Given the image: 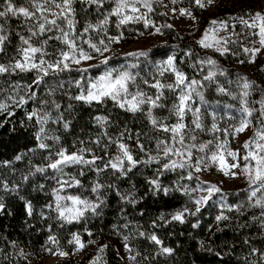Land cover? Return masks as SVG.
I'll return each instance as SVG.
<instances>
[{"label": "trees", "instance_id": "obj_1", "mask_svg": "<svg viewBox=\"0 0 264 264\" xmlns=\"http://www.w3.org/2000/svg\"><path fill=\"white\" fill-rule=\"evenodd\" d=\"M183 1L203 19L206 25L210 26V21L213 19L228 21L229 27L223 29L224 35L222 36L228 42L225 44L221 41V46L228 48V52L221 55L214 48H204L197 43L200 39L198 36H190L188 33H181L177 30L170 23L165 6L160 0H154L151 12L138 3L136 6L140 8V12L133 14H145L147 19L154 22V25L145 27L143 21H131L117 28L118 17L113 15L110 17L106 33L90 30L88 34L83 35L82 40L78 38L77 43L88 51V45L85 42L89 39L92 43H98L100 39L107 41V36L120 35L127 43L147 34L156 26L160 27L167 35V40L150 48L146 51L147 55L132 58L134 66L131 71L136 79L135 83L130 85L131 91L135 92L139 89L154 98L157 90L151 85L156 80L162 83L174 82V74L166 72L164 76H160L156 67L173 53L176 56V67L189 80L203 81L204 76L210 70L216 71L215 81H204L202 85L196 86L197 91L203 93L207 103H201L198 96H193L192 106L200 108L201 121L205 125L204 131L196 130L197 143L210 140L222 143L227 140L230 144H234L239 133L233 132V126L239 125V109L242 106L244 91L241 77H246L253 82L248 90L250 92L247 97L248 106L258 109L260 105L256 101L264 95L260 91L264 88V59L258 53L255 62H249L251 54H245L242 49L244 46L260 47L258 43H254L258 40V36L253 33L257 30L246 28L238 20H229V17L243 16L248 19L247 14L256 13L264 0H220L217 11L212 13L204 12L195 0ZM12 2L17 7L28 6L26 0H12ZM4 4L5 0H0V10H3ZM73 7L78 21L75 32L79 35L83 32L86 20L96 23L111 12L115 4L113 0H105L103 6L97 8L95 5L89 7L80 3V0H76ZM127 12L132 14L130 10ZM0 24L4 25L9 34L6 50L0 53V63H8L16 55V49L20 45L19 35L28 37L27 29L32 26V21L26 22L22 16L9 15L0 18ZM165 24H170L172 27H163ZM232 24H235L234 28ZM59 35L60 33L53 29L51 32L32 38V43L36 46H39L40 41L48 40L46 51L49 55L44 57L48 62L55 61L60 50L67 51V47L55 39ZM208 58L216 60L215 67L206 63L201 64V61ZM221 70L225 71L224 75H220ZM87 75V72L82 73V70L77 68L49 71L48 75L37 85L33 83L37 76L36 71L0 74V98L14 96L19 100L23 96L27 101L22 105H10L11 115L8 112L0 113V124H3L0 127V182L6 181L9 187L19 185L20 188L19 193L0 191V197L3 198L6 206V211L0 214V264H26L29 256H34L37 258L35 261L41 263L49 235L55 236L59 245L69 252V256L61 259L58 264H91L96 257L100 258L98 264H130L120 255L117 247L116 239L125 242L124 236L129 237L128 244L135 254L140 253L132 264H264V257H261L259 253L250 255L253 247L264 252V226L259 221L252 220L253 216L260 215L261 209L250 207L256 198L264 195V190L258 192L257 197L249 201L251 189L256 185L250 186L246 175L238 187L222 189L201 209V213L195 217H186V222L183 224L175 221L165 224L164 221L159 220L161 213L166 219H170V213L185 205L194 210V205L189 197L180 192H172L165 196L152 191V186L148 181L156 178V170L160 167L156 162L138 164L127 176H120L112 169H107L97 176V173L90 170L88 166L66 168V173L76 175L83 170L85 174L77 175L82 186L66 189L61 192L63 194H79L97 202L98 194L90 191L94 181L98 180L104 185H114L115 188H102L99 195L105 203L98 209L99 215L88 212L80 221L67 223L58 220L54 211L44 209V205L55 199L54 189L58 187L57 178L59 177L53 178L56 174L52 169H48L45 173H36L34 176H30L29 173L35 172L36 167L47 166L50 162L47 159L49 152L55 153L60 147L67 148L68 151L91 148L98 156L114 157L118 154L116 144H111L105 154L101 147L89 141L99 137L102 144H109L108 137H117L124 132L123 142L133 149V155L137 159L147 160L149 153L153 156L157 155L156 141L166 140L170 135L151 125L146 116L148 105L143 106L142 112L132 113L119 108L110 99H105L103 102L94 101L90 104L72 99L81 93ZM144 80H147L148 84H145ZM77 82H80V87L77 86ZM29 85H31V91H29ZM220 86L226 91H218ZM15 89H18V94ZM163 91L166 99L160 102L166 104L167 107L153 109V115L168 117L165 123L172 124L176 121L174 116H170L169 110L179 90L175 94L167 89ZM33 92L34 97L29 99L28 97ZM53 101L60 104L59 112L63 113L64 120L70 122L68 129L63 128V122H56L58 112L53 107ZM33 111L40 114L51 113L52 118L44 125L45 135L60 138L58 141L45 140L44 142L50 145L47 150L38 148L40 141L37 140V133L41 125L35 117L28 119V115ZM212 112L216 113V123L220 129L216 133L207 130L213 123ZM98 115L107 116L108 122L103 126L97 124L94 117ZM258 116L259 113L256 112L252 117L253 131L243 139L239 147L243 167L242 157L247 150L243 149L242 145L254 137V132L259 127L256 119ZM192 118L191 114L186 115L185 123L190 125ZM224 129H228V132H224ZM105 132H107V137L104 136ZM80 141L85 143H80ZM261 142L264 143V141ZM137 143L144 144L146 151L140 152L136 148ZM193 152L194 156L200 154L198 149H194ZM18 154H23L20 161L15 160ZM4 161L12 163L3 165ZM97 164H100V161H97ZM212 167L214 168L215 165ZM182 175H186V171L177 169L165 172L159 179L166 187H171L174 183L189 187L197 186L195 179L198 176L197 173L193 174L192 181L181 180ZM25 176L29 177L27 182L23 179ZM63 178L68 179L67 176ZM199 179L202 180L200 177ZM39 185H43V189ZM20 196L32 202L33 215L31 217L26 214L25 201L21 200ZM121 196L134 197L137 202L129 203L127 199H121ZM235 205H242L241 210L236 211L234 207L230 210L227 207ZM41 209L45 211L46 218L44 219L39 216ZM222 211L229 219L217 222L215 217ZM154 221L157 227H152ZM196 223H199V227L193 228L192 225ZM125 225L128 226L125 227ZM88 231L92 233L91 236L100 237L103 240L96 249L80 256L74 253V245H70L68 241L72 233L86 235ZM140 232H145L146 235L155 233L163 241V246L173 248L174 252L172 254L161 253L160 246L155 245L146 236H139ZM245 240L248 243H245ZM104 245L107 247L101 252L100 248ZM208 248L211 251L206 250ZM21 249L26 251L27 259L19 255Z\"/></svg>", "mask_w": 264, "mask_h": 264}, {"label": "snow or ice", "instance_id": "obj_2", "mask_svg": "<svg viewBox=\"0 0 264 264\" xmlns=\"http://www.w3.org/2000/svg\"><path fill=\"white\" fill-rule=\"evenodd\" d=\"M27 7L20 6L17 7L13 4L12 0H5L3 10H0V18L8 17L9 15L13 17L22 16L26 22L32 21V26L28 27L29 35L25 37L24 35H19L20 45L16 49V55L8 63H0V74H12L19 72H31L36 71L37 76L33 80V83L39 84L45 76L48 75L49 70L56 69L58 71H64L70 68V62L76 65L81 64V61H91L95 57L93 53H98L104 56V53L109 52L110 49L108 44L119 41L122 36H107L106 39L108 43H105V39H100L98 43H92L91 39L86 41L88 45V51L84 49L82 45H78L77 39H83L84 34H88L90 30L92 31H103L107 32V25L111 16L118 17V22L116 24L119 28L123 24H127L131 21H143L145 27L154 25V22L147 19L145 14L133 15L140 12V8L136 5L139 3L143 8L147 9L148 12L153 10L152 4L154 0H113L115 7L107 15H104L103 19L98 20L96 23H92L86 20L85 26L83 27V32L81 34H76V11L73 5L76 0H26ZM178 0H171V3L176 4ZM214 0H195V3L199 7H206L210 5ZM80 3L88 5L89 7L95 5L100 8L105 3V0H80ZM127 10H130L132 14H128ZM85 11V9H82ZM175 11V9H173ZM181 15H187L193 20L196 18L192 16V13L186 9L181 8ZM248 19L243 16L240 17H229V20H238L240 24L244 25L246 28L256 29L253 35L258 36V40L254 43L260 45L259 48L247 46L243 47V52L245 54H251L250 63L255 62L256 55L264 49V13L256 12L254 14L248 13ZM63 24V26H62ZM219 25L220 29H227L229 27L227 20H217L213 19L210 21V27L206 28L202 34V37L197 41L198 44L204 48H214L216 51L220 52L221 55L228 52L229 49L221 46V41L226 44L228 41L224 37L217 38L214 34L219 29L215 26ZM233 28L235 24L231 25ZM163 27L171 28L172 25L165 24ZM53 29L57 30L60 35L56 36L55 39L60 41L63 45L67 47V51L60 50L59 56L55 62H48L45 60V56L49 55L46 51V46L48 40H42L39 46L32 43L33 37H39L46 32H51ZM67 29V30H66ZM155 33L162 34L161 28L156 27ZM9 42V34H7L4 25L0 24V53L5 52L6 44ZM190 55V53H186ZM235 54V53H234ZM129 55H140L145 56L147 52L140 51L138 53H130ZM110 56H104L102 63L107 64ZM207 64L215 67L217 62L214 59L208 58L201 61V64ZM244 63V61H240ZM94 67V65H89ZM158 73L160 76H164L166 72L172 73L175 76V80L172 83H162L160 80H156L151 87L155 88V97L149 96L147 93L137 89L135 92L130 91V83H135L136 77L127 71L119 72L113 75V71H108L104 75L96 78L95 81L90 83V86L83 89L81 93L72 99L84 101L86 103L92 102H103L105 99L112 100L116 106L121 109H125L128 112L136 113L142 112L143 106L148 105V111L146 113L147 119L150 121L151 125L163 132L169 133V138L166 140L156 141V151L157 155L153 156L148 154L149 158L147 160L137 159L133 155V149L130 148L128 144L123 142L124 132H121L117 137H108L109 144H102L101 138L89 141V143L95 144L107 153L108 148L111 144H116L117 155L114 157L105 158V156H98L93 152L91 148H80L76 151L69 152L67 148L60 147L55 153L49 152L47 159L50 161L46 167H36L35 172H30V176H34L36 173H45L48 169L54 170L56 174L53 178H57L58 187L54 189L55 199L51 203L44 205V209H49L57 214V219L65 221L67 223H72L73 221H80L85 217V214L91 212L92 214L99 215L98 209L104 205L105 200L99 195L102 188H115L114 185H104L98 180L93 182V186L90 191L92 193H97V202H94L87 197H82L79 194H65L62 195L61 192L66 189H74L81 185V180L77 178L78 176H83L85 173L81 170L76 175L71 173H66L65 169L73 166L81 167L88 166L90 170H94L99 176L100 173L106 171L107 169H112L114 173H119L120 176H127L138 164H150L156 162L160 165L156 170V178L148 181L152 186V191L154 193H162L167 196L172 192H180L183 195L189 197L190 202L194 205V210L189 208L187 205L182 206L180 209L169 214L170 219H166L163 213L160 214L159 220L164 221L165 224L171 223L173 221L179 222L181 224L186 222V217L197 216L201 213V209L212 200L213 196L220 193L222 189L215 183H211L206 180H200L198 176L195 177L197 181L196 187H189L188 185L174 183L171 187L163 186L159 177L163 176L165 172L176 171L177 169L185 170L186 175L180 177L181 180L192 181L194 179V173H200L204 170L209 169L213 165L218 166V169L223 172L224 175H231L236 177L237 172L231 171V169H236L240 167L237 158L239 157V151H232L227 149L228 141L225 140L222 143H217L215 140H210L203 143H197L196 130L204 131L205 125L201 121L200 108H194L193 96L199 97L201 103H207L202 92L197 91V85H202L204 81H215L217 76L216 71L210 70L206 76H204L203 81L189 80L188 77L176 67V56L173 53L168 55L166 60L161 61L157 66ZM83 71H87L84 68ZM225 71L221 70L220 75H224ZM243 80L242 88L244 89L242 93V106L239 109L240 119L239 125L233 126L234 133L244 132L251 124L252 117L256 112L259 116L256 117L259 127L254 132V137L245 141L242 145L243 149L247 150L246 154L243 155L242 160L244 161L243 171L246 175L248 181L251 185H256V187L251 189L250 195L248 197L249 201L257 197V193L264 190V95H262L259 101H256L260 105L258 109L250 108L248 106L247 97L250 95L248 91L252 87L251 81L246 77H241ZM145 84H148L147 80H144ZM77 86L80 87V82H77ZM29 91H31V85L28 86ZM164 89L169 90L173 94L179 90L177 96L172 102L171 109L169 110L170 116L175 117V123L168 124L165 121L168 117H157L153 115V109H165L166 104L161 103L164 97ZM18 94V89H15ZM218 91L225 92L226 89L222 86L218 87ZM260 91L264 93V88ZM35 93L33 92L28 98H33ZM27 101L23 96L17 100L14 96H6L0 98V113L8 112L10 115V105L24 104ZM47 103V102H45ZM53 107L58 112L56 117V122H63V128L68 129L70 127V122L64 120L63 113L59 112L60 104L52 102ZM71 107V105H69ZM191 114L193 117L190 121V125L185 123L186 115ZM213 123L207 130L212 133L220 131L218 124L216 123V113H211ZM36 118L38 123L41 125L37 133L38 148L47 150L50 145L44 141L47 139L59 140L58 136L48 137L45 135L44 125L52 118L51 113H43L33 111L28 115V119ZM235 119V117H231ZM97 124L103 126L109 120L107 116L98 115L94 117ZM3 124H0L2 127ZM127 131V130H126ZM224 132H228V129H224ZM107 137V132L104 133ZM131 138V137H129ZM138 139V138H137ZM80 143H85L80 141ZM136 148L140 152H145L144 144L137 143ZM194 149H198L199 155L194 156ZM215 149V150H212ZM227 152V157L233 159V163H228L224 152ZM86 154H90L91 158H87ZM23 154H18L15 156L16 161L22 159ZM100 161V164H97ZM163 161V162H162ZM254 162V163H253ZM11 161L2 162L3 165H10ZM67 176L68 179L63 177ZM28 176L23 177L24 181H28ZM43 189V185H39ZM19 185L9 187L6 181L0 182V191L19 193ZM21 200L25 201V212L31 217L33 215V205L30 200H26L23 196L19 197ZM121 199H127L129 203L135 204L137 201L134 197L121 196ZM230 210L232 207L236 211H240L242 205L227 206ZM250 207L260 208L261 212L259 216H253L252 220L259 221L262 226H264V195L254 200V203L250 204ZM41 209L39 216L44 219L45 211ZM6 211V206L2 197H0V214ZM217 222L228 220L229 217L223 213V211L215 217ZM128 225H125L127 227ZM152 227H157L154 221ZM193 228L199 227V223L193 224ZM51 231V229H49ZM89 236L92 235L91 232L88 233ZM139 236H146L148 240L153 242L155 245L160 246V252L163 254H172L174 249L171 247L163 246V241L155 233L147 234L145 232H140ZM125 249L130 254L129 259L135 262L137 256L140 255L139 252L136 254H131L133 249L129 246L128 236H124ZM48 241L56 249L45 248L51 255H59L61 257H67L69 253L59 248L58 240L55 236L49 235ZM70 245H74L76 251H80L85 247V243L82 242L79 233H72L71 239L68 241ZM88 243H94V241H89ZM245 243H248L245 240ZM13 246L14 242H13ZM107 245L101 246L100 251L103 252ZM203 247V244H202ZM211 251L210 248L206 249ZM260 254L264 257V252H261L258 248H251L250 255ZM19 255L24 259L27 256L21 249ZM220 255V253H216ZM99 257H96L91 264H98Z\"/></svg>", "mask_w": 264, "mask_h": 264}, {"label": "rangeland", "instance_id": "obj_3", "mask_svg": "<svg viewBox=\"0 0 264 264\" xmlns=\"http://www.w3.org/2000/svg\"><path fill=\"white\" fill-rule=\"evenodd\" d=\"M164 6H165V11L169 16L170 23L175 26L177 30H179L181 33H188L190 36H198L199 38L202 37L203 32L205 31L206 28L210 27L209 25H206L205 22H203V19L194 13L187 5L184 4L183 0H178L176 4L171 3V0H160ZM220 0H214V2L210 5H206V7H203L202 10L207 13H212L217 11V7L219 4ZM186 9L192 13V16H194L196 19L193 20L189 16L181 15L180 14V9ZM175 9V11H173ZM257 12H262L264 13V1L262 2L261 6L259 7V10ZM158 27V26H156ZM155 27V28H156ZM155 28H153L150 32L147 34L136 37L134 40L130 42H124L122 38L114 43L108 44V47L110 49L109 52L104 53V56H110L111 59H109L107 64L102 63L104 56H101L98 53H93L94 59L91 61H81V64L76 65L74 63L70 62V68H77L81 69L82 73L84 68H87V80L84 82L82 85V90L89 87L90 83L95 81L96 78L99 76L104 75L108 71H113V75L118 74L119 72L127 71L132 74V67L134 66L133 62V57H137L140 55H129L130 53H138L140 51H148L150 48L161 44L167 40V35L161 30L162 34H157L155 33ZM216 29H219L216 31L214 34L217 36V38H220L224 35L223 29H220L218 25L215 26ZM118 36V35H115ZM107 44L108 41H105ZM259 55L262 59H264V49H261L259 52ZM133 58V59H132ZM55 62V61H53ZM6 64V63H5ZM89 65H94V67H90ZM56 69H51L49 71H54ZM133 75V74H132ZM131 85V83H130ZM129 85V89H130ZM131 91V89H130ZM254 124H252L242 133H239L236 136L234 144H230L228 142L227 144V149L232 150V151H239V147L243 141V139L248 136L249 134L252 133L253 131ZM70 153L73 151H69ZM87 158H89V154H86ZM117 155V154H116ZM224 155L228 161V163H233V159L231 157H227V152H224ZM237 162H239L240 167L236 169H231V171H235L238 173L236 177L229 175H224L223 172H221L218 169V166L215 165V167H210L207 170H204L200 173H197L198 176L202 180L209 181L211 183L217 184L221 189H233L238 187L242 181L245 179V174L243 171V166L241 163V153L239 151V157L237 158ZM62 195H65L61 193ZM89 231L87 232L86 235L80 234L81 240L83 243H85V247L80 250L76 251L75 246H74V253L78 255H83L85 253H88L89 251H92L97 248L98 245L101 244L102 238L100 237H93L88 235ZM89 241H94V243H88ZM117 247L119 249L120 255L125 258L130 264L133 263L132 260L129 259V253L125 249V242H121L117 240ZM130 246V245H129ZM131 247V246H130ZM45 248H53V251L56 249L53 247L52 244L47 242ZM59 248L67 251L65 248L59 245ZM26 253V251H23ZM68 252V251H67ZM44 256L42 259L41 263H37L35 260L34 256H29V258L26 261V264H58L59 261L63 258L67 257H61L59 255H51L47 251L44 250ZM69 253V252H68ZM131 254H135L133 251ZM34 257V258H33Z\"/></svg>", "mask_w": 264, "mask_h": 264}]
</instances>
